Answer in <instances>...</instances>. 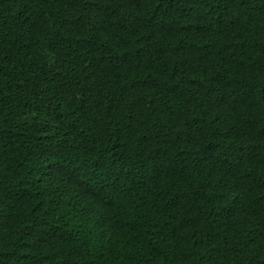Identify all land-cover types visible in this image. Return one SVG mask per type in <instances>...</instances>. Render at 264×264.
Here are the masks:
<instances>
[{
  "label": "trees",
  "instance_id": "obj_1",
  "mask_svg": "<svg viewBox=\"0 0 264 264\" xmlns=\"http://www.w3.org/2000/svg\"><path fill=\"white\" fill-rule=\"evenodd\" d=\"M0 264H264V0H0Z\"/></svg>",
  "mask_w": 264,
  "mask_h": 264
}]
</instances>
